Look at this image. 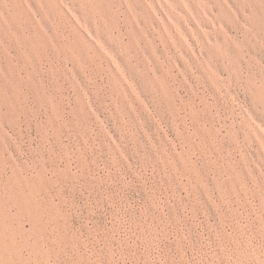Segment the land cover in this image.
I'll return each instance as SVG.
<instances>
[{"label":"rangeland","instance_id":"1","mask_svg":"<svg viewBox=\"0 0 264 264\" xmlns=\"http://www.w3.org/2000/svg\"><path fill=\"white\" fill-rule=\"evenodd\" d=\"M0 264H264V0H0Z\"/></svg>","mask_w":264,"mask_h":264},{"label":"bare ground","instance_id":"2","mask_svg":"<svg viewBox=\"0 0 264 264\" xmlns=\"http://www.w3.org/2000/svg\"><path fill=\"white\" fill-rule=\"evenodd\" d=\"M40 10V9H39Z\"/></svg>","mask_w":264,"mask_h":264}]
</instances>
